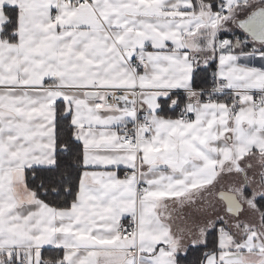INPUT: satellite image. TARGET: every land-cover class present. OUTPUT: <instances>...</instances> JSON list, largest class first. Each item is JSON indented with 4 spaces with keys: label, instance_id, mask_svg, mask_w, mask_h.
I'll return each instance as SVG.
<instances>
[{
    "label": "snow or ice",
    "instance_id": "snow-or-ice-1",
    "mask_svg": "<svg viewBox=\"0 0 264 264\" xmlns=\"http://www.w3.org/2000/svg\"><path fill=\"white\" fill-rule=\"evenodd\" d=\"M0 264H264V0H0Z\"/></svg>",
    "mask_w": 264,
    "mask_h": 264
},
{
    "label": "trees",
    "instance_id": "trees-1",
    "mask_svg": "<svg viewBox=\"0 0 264 264\" xmlns=\"http://www.w3.org/2000/svg\"><path fill=\"white\" fill-rule=\"evenodd\" d=\"M192 258H193V257H192V256H190V257H189V260H191Z\"/></svg>",
    "mask_w": 264,
    "mask_h": 264
},
{
    "label": "crops",
    "instance_id": "crops-1",
    "mask_svg": "<svg viewBox=\"0 0 264 264\" xmlns=\"http://www.w3.org/2000/svg\"><path fill=\"white\" fill-rule=\"evenodd\" d=\"M52 254H55V253H52ZM46 255H48V254L46 253Z\"/></svg>",
    "mask_w": 264,
    "mask_h": 264
}]
</instances>
